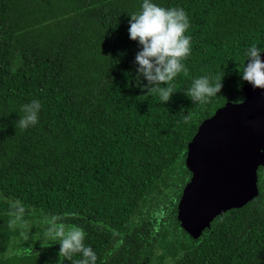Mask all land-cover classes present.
Instances as JSON below:
<instances>
[{
    "label": "trees",
    "instance_id": "16d2710c",
    "mask_svg": "<svg viewBox=\"0 0 264 264\" xmlns=\"http://www.w3.org/2000/svg\"><path fill=\"white\" fill-rule=\"evenodd\" d=\"M152 2L190 24L167 103L136 79L143 0H0V264H61L53 216L85 232L95 264H264V166L259 195L199 239L177 218L190 141L242 87L250 47L264 49V0ZM202 76L223 84L203 105L186 95ZM33 100L38 123L21 129Z\"/></svg>",
    "mask_w": 264,
    "mask_h": 264
},
{
    "label": "water",
    "instance_id": "95a60500",
    "mask_svg": "<svg viewBox=\"0 0 264 264\" xmlns=\"http://www.w3.org/2000/svg\"><path fill=\"white\" fill-rule=\"evenodd\" d=\"M185 165L192 177L182 190L177 217L180 227L196 240L216 218L259 195L264 90L244 81L231 99L202 122L188 145Z\"/></svg>",
    "mask_w": 264,
    "mask_h": 264
},
{
    "label": "clouds",
    "instance_id": "9594fccd",
    "mask_svg": "<svg viewBox=\"0 0 264 264\" xmlns=\"http://www.w3.org/2000/svg\"><path fill=\"white\" fill-rule=\"evenodd\" d=\"M129 34L133 41H138L141 50L136 55L138 65L137 77H142L148 84L149 92H158L161 100L169 102L174 94L173 81L180 74L187 75L188 70L184 61L191 54V37L186 35L190 24L186 12L180 8H164L143 0L142 10L130 15ZM260 49L253 45L247 51V62L241 77L254 89L264 90V61L261 60ZM166 85V87H160ZM223 84L219 77L202 76L193 81L186 95L201 105L221 93ZM41 104L33 100L23 105L24 116L17 125L27 129L38 123ZM191 120V113L184 115V122ZM59 216H53L49 221L48 234L60 244L59 256L70 260L73 254H81L83 259L76 264H95L96 254L90 246L85 245V232L76 226H66L57 223Z\"/></svg>",
    "mask_w": 264,
    "mask_h": 264
},
{
    "label": "flooded vegetation",
    "instance_id": "af4514ba",
    "mask_svg": "<svg viewBox=\"0 0 264 264\" xmlns=\"http://www.w3.org/2000/svg\"><path fill=\"white\" fill-rule=\"evenodd\" d=\"M189 173H190V172H189ZM191 177H192V174L190 173L189 180L187 181V183L190 181ZM187 183H186V184H187ZM186 184H185V186H186ZM185 186H184V187H185ZM184 187H183V189H184ZM183 189H182V190H183ZM181 195H182V193H181ZM180 197H181V196H180ZM180 197H179V199H178V203H179ZM177 207H178V204H177ZM177 218H178V217H177ZM178 223H179V221H178ZM154 264H155V263H154ZM166 264H168V262H167Z\"/></svg>",
    "mask_w": 264,
    "mask_h": 264
},
{
    "label": "rangeland",
    "instance_id": "374dc122",
    "mask_svg": "<svg viewBox=\"0 0 264 264\" xmlns=\"http://www.w3.org/2000/svg\"><path fill=\"white\" fill-rule=\"evenodd\" d=\"M9 253H11L10 251H9ZM8 258V254H6L5 256H0V259H7Z\"/></svg>",
    "mask_w": 264,
    "mask_h": 264
}]
</instances>
